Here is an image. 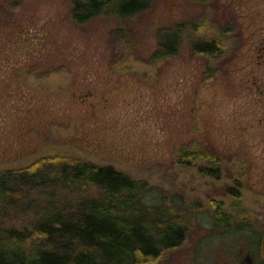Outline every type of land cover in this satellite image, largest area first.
Here are the masks:
<instances>
[{"label":"rangeland","instance_id":"374dc122","mask_svg":"<svg viewBox=\"0 0 264 264\" xmlns=\"http://www.w3.org/2000/svg\"><path fill=\"white\" fill-rule=\"evenodd\" d=\"M71 11L72 0H0V171L52 155L112 165L206 205L184 245L146 264H254L250 231L264 237V0H153L132 19L82 25ZM182 25H199L222 52L185 43L153 61L159 36ZM184 148L216 152L222 179L180 164ZM233 184L237 199L225 192ZM213 201L238 215V232L207 223Z\"/></svg>","mask_w":264,"mask_h":264},{"label":"trees","instance_id":"16d2710c","mask_svg":"<svg viewBox=\"0 0 264 264\" xmlns=\"http://www.w3.org/2000/svg\"><path fill=\"white\" fill-rule=\"evenodd\" d=\"M152 1L72 0L71 16L79 25L104 15L126 21ZM186 27L159 36L153 61L179 54L185 43L195 53L222 52L218 39L205 36L199 25ZM177 161L195 166L203 176L223 177V160L212 150L184 148ZM238 189L233 184L225 192L237 199ZM205 207L112 165L46 156L0 171V264H146L184 245ZM209 209L207 223L218 233L239 231L238 215L228 212L223 201L211 202ZM250 232L256 240L253 262L264 264L263 234Z\"/></svg>","mask_w":264,"mask_h":264}]
</instances>
